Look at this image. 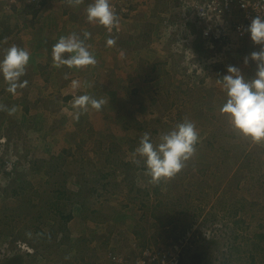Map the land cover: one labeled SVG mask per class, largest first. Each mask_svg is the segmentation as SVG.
<instances>
[{
  "label": "rangeland",
  "instance_id": "obj_1",
  "mask_svg": "<svg viewBox=\"0 0 264 264\" xmlns=\"http://www.w3.org/2000/svg\"><path fill=\"white\" fill-rule=\"evenodd\" d=\"M181 1L161 8L157 44H135L113 69L33 71V51L27 87L12 95L0 82V264H119L181 238L185 264H264V143L230 127L215 81L228 66L254 76L243 61L257 48L249 38L208 44ZM20 13L0 9V58L22 45L9 34L15 21L36 26ZM80 95L105 103L75 109ZM185 121L198 132L195 154L153 183L135 148L145 133L157 141Z\"/></svg>",
  "mask_w": 264,
  "mask_h": 264
},
{
  "label": "clouds",
  "instance_id": "obj_2",
  "mask_svg": "<svg viewBox=\"0 0 264 264\" xmlns=\"http://www.w3.org/2000/svg\"><path fill=\"white\" fill-rule=\"evenodd\" d=\"M12 4V0H1V7L4 9L10 8ZM87 20L89 23L103 26L108 32L118 28L119 24L110 0H92L87 7ZM120 32L121 30L116 33ZM246 32L254 45L261 46L259 51L252 52L243 61L245 66L250 62L255 64L254 76L246 78L238 67L228 66L226 74L215 81L225 95L219 109L220 114L235 132L253 143L260 144L264 143V17L254 16ZM89 36L90 33H84L85 39ZM115 44L114 38L106 41L107 47H113ZM52 59L57 67L66 66L77 70L97 63L84 40L76 34L59 38L52 46ZM29 62V52L16 45L11 46L0 58V77L8 85V93L16 95L17 89L27 87L28 81L21 78L26 75ZM72 83L74 87L77 85L76 81ZM72 103L75 109L87 111L91 107L99 111L105 101L89 95H80L74 97ZM9 111L14 112L15 109ZM79 116L78 111L75 118L79 119ZM198 141L195 124L185 121L160 134L157 141H153L151 135L145 133L133 155L143 161L146 175L151 181L159 183L172 179L182 171L186 162L195 154Z\"/></svg>",
  "mask_w": 264,
  "mask_h": 264
},
{
  "label": "crops",
  "instance_id": "obj_3",
  "mask_svg": "<svg viewBox=\"0 0 264 264\" xmlns=\"http://www.w3.org/2000/svg\"><path fill=\"white\" fill-rule=\"evenodd\" d=\"M12 2L13 12L14 9L15 11H19V13L21 11L22 14L20 13V15L24 14L26 23H28L30 18L36 21L34 28H30V25L25 28L22 24L24 19L22 22L15 21L17 27L9 33L11 35L14 34L15 39L17 37L20 38L18 39L22 44L20 48H24L28 52L34 51L32 53V58H34L33 71L44 70L45 68L49 70L51 68L52 72H55V70H66L70 72L71 69L66 66H55L52 59V46L60 37L76 34L84 40L89 51L95 56L97 63L94 66L74 70H87L89 74H94L93 71L101 68V66L103 69H113L114 64L117 63L114 61L125 59L130 52L137 49L134 48L135 44L142 47L141 45L145 42L147 45L143 47L145 49L150 48L151 43L154 45L157 44L156 40L159 39L157 36H159L160 26L163 24L159 20L162 16L160 12L161 8L167 5L168 0H134L135 7L133 8V14L123 21L120 26L121 32L118 34L116 32L109 34L103 26L88 22L87 7L92 0H44L43 5L40 7H31L26 0H12ZM22 5L24 6L25 12L19 7ZM17 16L18 14H16ZM163 16L165 17V15ZM163 16L162 19H164ZM1 17L3 16L1 15ZM28 28L30 29V33L28 32ZM84 33H90V36L85 39ZM23 38L26 41H23ZM109 38L116 40V44L113 47L106 46V41ZM120 38L123 39L120 40ZM126 52L128 53L126 54ZM152 53L154 56H157L155 58H158L156 62L161 60L159 59L161 56L158 55L161 53H157L154 50H152ZM165 62L158 66H165V64L172 65L171 61L166 60ZM122 65H118L119 68H122ZM158 66H155L156 69ZM106 73H111V70Z\"/></svg>",
  "mask_w": 264,
  "mask_h": 264
},
{
  "label": "built area",
  "instance_id": "obj_4",
  "mask_svg": "<svg viewBox=\"0 0 264 264\" xmlns=\"http://www.w3.org/2000/svg\"><path fill=\"white\" fill-rule=\"evenodd\" d=\"M26 1L29 5L41 6V0ZM110 3L119 21L118 28H114L112 32L107 30L112 34L120 31L123 21L129 18L130 13L133 14L135 3L134 0H110ZM180 5L182 10L189 13L200 25L204 40L212 46L225 43L230 48L234 40L243 41L249 38L246 28L251 19L257 15L264 17V0H183ZM254 46L257 51L260 50L261 46ZM183 239L172 245H149L139 249L137 255L120 257L118 262L119 264H185Z\"/></svg>",
  "mask_w": 264,
  "mask_h": 264
},
{
  "label": "trees",
  "instance_id": "obj_5",
  "mask_svg": "<svg viewBox=\"0 0 264 264\" xmlns=\"http://www.w3.org/2000/svg\"><path fill=\"white\" fill-rule=\"evenodd\" d=\"M43 3H44V0H41L40 5H43ZM152 35H153V34H152ZM200 45H202V44H200ZM200 45H199V46H200ZM155 66H156V64H155ZM155 70H156V67H152V71H155ZM147 80H148V79H145L144 82H145V83L148 82ZM2 81H3V79L0 80V82H2ZM101 87H102V86H101ZM109 87H110V86H108V87L106 86V87H103V89H104V91H106V92L108 91L107 94L110 95V98H111V101H112L111 103H113L112 105H116V104H117V101L115 100L116 97H115V96H114V97H111V94L109 93ZM97 90H100V91H99V95L102 96V98H107V97L104 95L102 89H99V88H98ZM111 93H112V92H111ZM112 95H116V93L114 92V93H112ZM110 176H112L111 173H109V175L105 174V175L102 176V177H103L102 179L107 180V179H109ZM263 236H264V235H263Z\"/></svg>",
  "mask_w": 264,
  "mask_h": 264
}]
</instances>
